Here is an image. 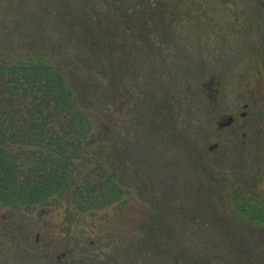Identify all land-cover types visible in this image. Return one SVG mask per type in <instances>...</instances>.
<instances>
[{
  "label": "rangeland",
  "instance_id": "obj_1",
  "mask_svg": "<svg viewBox=\"0 0 264 264\" xmlns=\"http://www.w3.org/2000/svg\"><path fill=\"white\" fill-rule=\"evenodd\" d=\"M261 2L0 0V63L44 59L69 72L94 131L116 121L125 188L86 211L59 196L0 204V256L27 237L10 225L31 224L34 242L71 224L80 244L70 255L93 264H264V223L234 205L264 201ZM94 149L84 144L75 162ZM61 242L53 255L69 250Z\"/></svg>",
  "mask_w": 264,
  "mask_h": 264
},
{
  "label": "trees",
  "instance_id": "obj_2",
  "mask_svg": "<svg viewBox=\"0 0 264 264\" xmlns=\"http://www.w3.org/2000/svg\"><path fill=\"white\" fill-rule=\"evenodd\" d=\"M79 93L60 65L44 59L0 63V204L31 207L59 196L86 211L121 197L124 155L116 121L94 131L93 105ZM105 141V161L98 163ZM84 144L96 149L78 164ZM234 205L246 221L264 223V201L240 196Z\"/></svg>",
  "mask_w": 264,
  "mask_h": 264
},
{
  "label": "flooded vegetation",
  "instance_id": "obj_3",
  "mask_svg": "<svg viewBox=\"0 0 264 264\" xmlns=\"http://www.w3.org/2000/svg\"><path fill=\"white\" fill-rule=\"evenodd\" d=\"M78 225V223H75ZM71 224H66L63 230L60 232L61 237L57 236L56 238L53 237V233L50 232L47 236L51 237V239L44 238L41 239V234L36 235V239L33 242L30 238L29 234H26V231L31 232L28 228L31 224H23L20 228H15V225H10L14 227L12 229L16 233L25 234L27 237L24 239L19 238H11L9 239L10 249L13 251V255H1L0 256V264H93L87 262V258L84 257V261L82 260V256L79 254L80 251H77V254L73 256L70 255L71 253V246L72 243H77L76 245L80 244V233L77 230H74L72 233V229L70 228ZM9 226V227H10ZM23 227V228H22ZM27 228V230H26ZM67 228V237H64ZM10 230V229H9ZM52 234V235H51ZM15 236V235H13ZM73 239H72V238ZM42 240V241H41ZM67 241V245L69 250L63 249L61 252H58L56 255H53V246L55 245H62L61 242ZM60 241V244H59ZM13 249V250H12ZM71 250V251H70ZM73 251L76 253V249L73 248ZM92 258V256H91ZM94 259V258H93Z\"/></svg>",
  "mask_w": 264,
  "mask_h": 264
}]
</instances>
